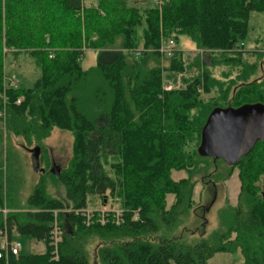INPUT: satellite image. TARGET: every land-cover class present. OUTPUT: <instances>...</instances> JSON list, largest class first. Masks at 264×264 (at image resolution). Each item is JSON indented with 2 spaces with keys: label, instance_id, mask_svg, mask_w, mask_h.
Returning <instances> with one entry per match:
<instances>
[{
  "label": "trees",
  "instance_id": "trees-1",
  "mask_svg": "<svg viewBox=\"0 0 264 264\" xmlns=\"http://www.w3.org/2000/svg\"><path fill=\"white\" fill-rule=\"evenodd\" d=\"M87 1L0 0L5 132L26 145H40L56 128L73 137L69 171L54 176L65 188L70 213L46 194L45 179L24 209L4 205L0 182V231L10 240L15 232L45 244L43 253L5 255L0 264H89L81 230L103 239L97 249L101 264H208L217 253L238 252L244 264H264V198L252 187L264 176V140L233 166L220 160L240 170V201L247 198V210L243 203L222 210L221 228L198 240L150 238L193 206L192 175L201 171L202 160L214 161L198 152L210 113L264 105V60L252 62L264 54L245 47L251 15L264 14V0H162L161 9L131 0ZM180 37L209 59L197 54L188 63L180 49L169 59L159 54L163 41ZM85 50L96 51V66H81ZM22 56L33 60L38 77L27 89L7 87L8 61ZM163 58L168 68L161 67ZM178 76L184 87L169 89ZM172 171L188 177L174 182ZM108 192L125 211L123 222L87 228L83 211L90 198ZM169 194L176 203L167 209ZM58 219L64 234L55 256L50 234Z\"/></svg>",
  "mask_w": 264,
  "mask_h": 264
},
{
  "label": "rangeland",
  "instance_id": "rangeland-1",
  "mask_svg": "<svg viewBox=\"0 0 264 264\" xmlns=\"http://www.w3.org/2000/svg\"><path fill=\"white\" fill-rule=\"evenodd\" d=\"M167 2V1H166ZM88 4L91 2L88 0ZM131 3L139 7H153L157 6L162 8V0H131ZM177 49H180L184 53L185 60L192 63V60L196 57L198 51L195 45L186 37H180L176 40ZM246 50L261 51L264 54V14L253 13L250 18V31L249 36L245 41ZM257 48V49H256ZM205 53H202L203 56ZM205 59L209 57L205 54ZM255 59L252 62L263 61L262 59ZM9 60V59H8ZM97 53L93 50H85L84 54L80 58V64L84 69H89L96 66ZM251 61V60H250ZM247 60V62L251 63ZM8 77L6 85L11 87L27 89L32 87L39 72L33 60L29 56H22L17 61H8ZM169 61L163 58L161 61L162 68L169 67ZM222 68L215 69V73L220 75ZM196 73V69L186 76H193ZM260 72H257L256 77L260 76ZM177 85L171 83L169 89L173 87H184V77L178 76ZM182 81H181V79ZM0 129H3V155L1 157L2 167L0 168V182L3 183L2 194L4 205L7 203H17L21 208L27 207V201L33 194L35 188L39 185L42 179L46 180V194L54 199L61 200L65 203L67 208L64 213H70L72 207L66 201L65 188L55 179L51 170L56 166L62 173H66L69 170V163L72 158L73 151V137L72 134L60 129H54L51 136L46 139L40 145L35 143L32 145L24 144L22 138L8 137L5 132V119L0 120ZM194 143L190 146L192 150ZM40 147V171L37 169V163L34 160L33 154L30 150ZM107 170L111 172L108 167ZM201 171H194L192 175V182L194 183L193 195H192V208L189 212L180 215L179 221L176 225L171 227H163L161 232L156 236L150 238L155 241L154 238H180L185 241L198 240L200 236H209L212 232L216 231L220 224V213L222 210L230 207L236 208L240 206V203L244 204L242 209L247 210L246 200L240 201V194L242 189V182L240 179V170L237 167H230L224 162L218 160H202L200 165ZM188 177L185 171H172L171 178L174 182L180 181ZM253 188H258L260 192H264V176H261L258 181L252 184ZM252 188V189H253ZM216 196L215 202L212 204ZM259 196V194L257 195ZM90 206H88L89 212H94L95 219L98 214L107 211L112 216L114 213L111 211L116 210L124 213L120 207V202L115 200L108 192L105 198L93 197L90 198ZM176 203V196L169 194L166 196V208L170 209ZM212 204V205H211ZM209 208L208 212H205ZM7 212L5 214L7 216ZM138 212V211H137ZM138 215L135 216L137 220ZM112 220V218H110ZM58 226L62 228V222L58 219ZM85 222V221H84ZM94 221V225L97 224ZM204 222L206 230L203 229ZM87 228L90 227L86 223H83ZM110 224V223H109ZM112 224V223H111ZM205 232V235L203 233ZM5 231H0L1 234ZM82 241L80 245L84 249L89 264H101L97 258V249L104 241L98 237L95 233H87L81 230ZM8 238L9 234L7 232ZM149 238V239H150ZM11 241L13 243H20L21 256H27L30 254L43 253L45 251V244L35 243L28 236H22L15 232L12 233ZM1 242V239H0ZM208 264H244L241 253H217L215 254Z\"/></svg>",
  "mask_w": 264,
  "mask_h": 264
},
{
  "label": "water",
  "instance_id": "water-1",
  "mask_svg": "<svg viewBox=\"0 0 264 264\" xmlns=\"http://www.w3.org/2000/svg\"><path fill=\"white\" fill-rule=\"evenodd\" d=\"M262 140H264V105L216 108L210 113L203 127L198 152L201 156L211 157L214 161L224 160L228 165L233 166ZM30 152L37 163V169L43 171L39 167L41 148L36 147ZM51 173L56 177L61 175V171L56 166ZM262 196L264 198V192ZM215 200L216 196L212 204ZM208 210L209 208L205 212Z\"/></svg>",
  "mask_w": 264,
  "mask_h": 264
},
{
  "label": "built area",
  "instance_id": "built-area-1",
  "mask_svg": "<svg viewBox=\"0 0 264 264\" xmlns=\"http://www.w3.org/2000/svg\"><path fill=\"white\" fill-rule=\"evenodd\" d=\"M244 46V44H242V47ZM177 44L176 41L173 39H168L166 41H163L161 46L158 49V52L160 55H162L163 57L169 59L172 58L175 53L177 52ZM11 86H13V84H10ZM18 103H20V101H18ZM84 214L86 215V219H85V223L88 226H91L94 224V221H96L95 223H98L100 225H107L108 223H112V224H116L119 225L120 223L123 222V214L122 212L113 210L111 211L112 213H114L112 216L109 214V212L107 211H103L101 213L98 214L97 218L95 219V214L89 212L88 210L83 211ZM110 218H112V220H110ZM63 230L61 227L58 226V222L57 220H55L53 227H52V231L50 234V246H52L54 248V255H57V251H58V247L59 244L62 242V237H63ZM1 242H0V258L2 256L5 255H14V256H18L20 254V248H21V244L20 243H13L9 238L7 233H3L1 234Z\"/></svg>",
  "mask_w": 264,
  "mask_h": 264
},
{
  "label": "crops",
  "instance_id": "crops-1",
  "mask_svg": "<svg viewBox=\"0 0 264 264\" xmlns=\"http://www.w3.org/2000/svg\"><path fill=\"white\" fill-rule=\"evenodd\" d=\"M245 47H246V44H245ZM256 49H257V48H256ZM248 51H250V50H248ZM256 51H257V50H256ZM250 52H251V51H250ZM252 52H254V51H252ZM258 52H261V51H258ZM209 261H210V260H209ZM209 261H208V262H209Z\"/></svg>",
  "mask_w": 264,
  "mask_h": 264
},
{
  "label": "bare ground",
  "instance_id": "bare-ground-1",
  "mask_svg": "<svg viewBox=\"0 0 264 264\" xmlns=\"http://www.w3.org/2000/svg\"><path fill=\"white\" fill-rule=\"evenodd\" d=\"M92 213H94V212H92Z\"/></svg>",
  "mask_w": 264,
  "mask_h": 264
}]
</instances>
